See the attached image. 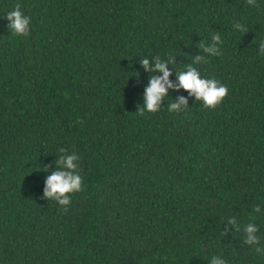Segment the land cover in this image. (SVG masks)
<instances>
[{"label": "trees", "instance_id": "1", "mask_svg": "<svg viewBox=\"0 0 264 264\" xmlns=\"http://www.w3.org/2000/svg\"><path fill=\"white\" fill-rule=\"evenodd\" d=\"M16 4L27 36L7 27ZM216 34L220 54L205 53ZM261 41L264 0H0V264H264ZM157 56L174 86L193 65L226 97L210 109L168 88L140 115L163 76L141 61ZM73 153L65 211L44 190Z\"/></svg>", "mask_w": 264, "mask_h": 264}, {"label": "clouds", "instance_id": "2", "mask_svg": "<svg viewBox=\"0 0 264 264\" xmlns=\"http://www.w3.org/2000/svg\"><path fill=\"white\" fill-rule=\"evenodd\" d=\"M249 6H254L256 0H247ZM5 18L8 21L7 27L13 36H27L29 35L30 18L21 11L19 4L15 5L14 10L9 11ZM235 27L241 31L247 30L243 25L236 24ZM213 44L205 47L203 43L199 45L205 53L210 55H219L220 50L216 47V44L220 42L221 38L219 34L211 37ZM260 54L264 55V41L260 42ZM205 58L197 56L194 58V64L204 62ZM170 62V61H169ZM141 63L146 69H152L153 71L162 72V77H151L150 84L145 89L144 104L140 107L138 113L143 115L145 111L157 112L160 109L163 98L167 95L168 88L178 87L188 91L190 95H194L198 101H202L205 108L214 109L221 101L226 97L228 88L222 84H219L215 79L202 78L200 72L193 65H189L186 71H180L178 73L179 85L174 86L169 81L170 72L167 68V63L159 56L155 59L154 68L149 64L147 58H143ZM182 106L187 108V100L184 97H180L177 102L169 104V112H179L182 110ZM60 153L66 152L64 148H61ZM77 154L61 155L60 159L56 162L57 169L51 172L46 180V187L44 190V198L53 200L59 203L60 206L67 211L68 205L71 200L69 194L81 191L82 178L78 174V161ZM254 212H259L260 207L257 205L253 209ZM236 227V231H239V225L236 220L229 221ZM258 229L253 223H248L245 228V243L250 246H256L260 244V240L256 235ZM256 252L264 254V248L256 247ZM210 264H226L225 260L213 256Z\"/></svg>", "mask_w": 264, "mask_h": 264}]
</instances>
